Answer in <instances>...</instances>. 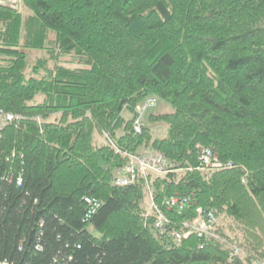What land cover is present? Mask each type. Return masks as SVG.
<instances>
[{
  "label": "trees",
  "instance_id": "obj_1",
  "mask_svg": "<svg viewBox=\"0 0 264 264\" xmlns=\"http://www.w3.org/2000/svg\"><path fill=\"white\" fill-rule=\"evenodd\" d=\"M21 1L0 5V108L24 116L0 136V263L228 264L217 241L174 240L199 208L243 225L253 240L235 242L264 259V0ZM152 96L174 111L136 133ZM104 132L172 171L116 185L129 159ZM199 146L223 167L199 169ZM86 197L101 201L89 222Z\"/></svg>",
  "mask_w": 264,
  "mask_h": 264
},
{
  "label": "built area",
  "instance_id": "obj_2",
  "mask_svg": "<svg viewBox=\"0 0 264 264\" xmlns=\"http://www.w3.org/2000/svg\"><path fill=\"white\" fill-rule=\"evenodd\" d=\"M156 105L157 98L153 97L150 98L144 105L138 108L139 115L134 121V130L136 133L142 132L143 128L145 127V119L147 113L151 111ZM22 118H24V116L8 112L5 111L3 108H0V136L6 127L14 123L16 120ZM38 119H40V117ZM104 135L108 142L113 145V147L116 149V152H123L129 159L128 163L124 167L120 168L117 178L115 180L116 185H129L139 181L143 177L147 180V177L151 174L157 176L172 171V164L160 151L151 149L149 147L143 153L122 151L107 132H105ZM200 152V166L198 167L199 169L205 170L214 167H223V163L218 162V159L214 155V151L211 148L202 147L200 149ZM16 154L17 153L13 151L12 155L8 157L7 160H11V157H15ZM20 158H23V154L21 153ZM229 165L231 166V163ZM19 176V181H22V175ZM147 187L152 199L151 207H155L158 213V218L155 220L153 228L157 231L160 236L165 237V234L170 231L168 229V226L170 225V220L155 205L153 201V194L149 184H147ZM187 200L189 199L185 197L173 196L169 198L166 203L169 205V208L176 207L183 210L186 206L185 202ZM86 201L88 202V205L84 221L89 222L92 215L95 214L100 208L101 201L96 198L90 197H86ZM196 212L197 215L193 220V223L188 227L189 232L184 235L180 232L173 233V238L175 241H179L182 237H187L190 232H193L196 233L197 236L202 238L204 241H217L221 243L223 247L229 252V264L237 262L242 264H264L263 258H253L249 260L250 255H248V252L245 248L233 241V239L223 236L217 232L219 216L213 209L199 208V210L196 209ZM201 247H203V245Z\"/></svg>",
  "mask_w": 264,
  "mask_h": 264
},
{
  "label": "rangeland",
  "instance_id": "obj_3",
  "mask_svg": "<svg viewBox=\"0 0 264 264\" xmlns=\"http://www.w3.org/2000/svg\"><path fill=\"white\" fill-rule=\"evenodd\" d=\"M2 4H4L5 6L8 5V7L14 9V10H18V11H21L22 10V1L20 0H0ZM67 59V57H66ZM66 59H62V63H67L66 62ZM154 97H157V96H154ZM159 100L157 101L158 103L160 102H164L163 104L167 105V107H164V105L162 104L159 108V110L157 111V109L153 112H173L174 111V108L171 104H169L167 101L165 100H162L161 98L157 97ZM158 108V107H157ZM154 110V108L149 112V115H148V118H150V116L152 115L151 112ZM130 112L127 110V109H124L123 111V115L125 117H129L130 116ZM151 128L154 130L155 134L157 135H162L164 136L165 133H166V129L167 127L164 125V124H161V123H158V124H155L153 126H151ZM109 134V132H107ZM110 135V134H109ZM103 136V134H102ZM101 135H98L97 137H102ZM111 137V135H110ZM112 138V137H111ZM100 143V142H99ZM199 148L201 149L202 146H199ZM245 180V181H244ZM242 182L243 183H246L247 182V178L246 176L243 177L242 179ZM218 224L220 226V229H222L223 231H225V233L227 235H229V237L231 239H233V241H238L239 243L241 241L245 242V241H248L250 242L251 239L247 234L244 233V231L242 230L245 229V227L243 225H240L239 222H237L236 220H233L232 218L230 217H227V215H224V214H219V218H218ZM260 244V242H259ZM262 245V244H260ZM264 248V246H263ZM230 264H234V263H230Z\"/></svg>",
  "mask_w": 264,
  "mask_h": 264
},
{
  "label": "crops",
  "instance_id": "obj_4",
  "mask_svg": "<svg viewBox=\"0 0 264 264\" xmlns=\"http://www.w3.org/2000/svg\"><path fill=\"white\" fill-rule=\"evenodd\" d=\"M164 102H160L159 104H158V108H157V111L159 110V108H160V106L163 104ZM164 105V107H167V105H165V104H163ZM147 120H148V116H147ZM153 130V129H152ZM153 132H154V130H153ZM155 133V132H154ZM99 135V134H98ZM102 136V135H101ZM99 138V137H98ZM99 140L101 141V142H103L104 140H105V138H104V136H102V137H100L99 138Z\"/></svg>",
  "mask_w": 264,
  "mask_h": 264
},
{
  "label": "bare ground",
  "instance_id": "obj_5",
  "mask_svg": "<svg viewBox=\"0 0 264 264\" xmlns=\"http://www.w3.org/2000/svg\"><path fill=\"white\" fill-rule=\"evenodd\" d=\"M154 96H152V97H149L147 100H146V102L150 99V98H153ZM218 159V158H217ZM218 162H220L219 160H218ZM214 168H218V167H214ZM245 181V180H244ZM189 200H187L186 202H185V205H189ZM185 208H186V206H185ZM182 210V209H181ZM193 222H189V223H187V225L188 226H190L191 224H192Z\"/></svg>",
  "mask_w": 264,
  "mask_h": 264
}]
</instances>
